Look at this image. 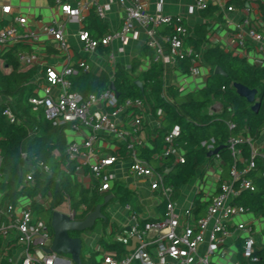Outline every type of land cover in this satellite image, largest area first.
<instances>
[{"label":"built area","instance_id":"built-area-1","mask_svg":"<svg viewBox=\"0 0 264 264\" xmlns=\"http://www.w3.org/2000/svg\"><path fill=\"white\" fill-rule=\"evenodd\" d=\"M118 1L125 3V0ZM222 1L194 0L191 12L204 11L210 4L222 6ZM55 3L68 21L76 23L83 21L82 12L90 5V3H81L72 6L63 0H55ZM95 5L99 18H104L107 7L97 3ZM227 10L232 11L234 7L227 6ZM0 13L10 15L11 6L0 4ZM242 13V25L238 26L237 32L230 35L226 52L243 58L245 50L250 45L255 46L258 52H264V34L260 31L264 23L261 18L255 17L254 9L248 4L243 6ZM134 22L146 31L147 46L153 51L150 57L152 63L179 64L190 60V67L184 68L182 77L173 85L180 95H186L205 86V78L209 75L210 68L203 66L201 51L193 44L187 43L190 32L183 16L152 14L146 10L142 0H132L125 7L123 24L119 30L108 32L99 38L94 37L88 30H80L78 40L82 53L89 55L96 52L100 46H108L117 40L125 41L132 32ZM26 23L25 16H15L7 25L0 27V55H6L19 44L36 46L39 43L40 36L37 32L20 29L24 28ZM165 27L168 33L160 34V29ZM46 33L54 39L55 48L65 54L66 63L60 68L53 65L44 66L45 76L38 79L39 87L36 95L31 97L29 102L35 109H43L45 117L55 127L65 131L68 139L65 149L66 164L72 166V171L88 169L92 178L91 190L104 197L112 194L113 197L109 202L113 204L109 206L114 207L117 202L112 189L117 178L111 172V168L127 160L129 174L147 180L148 188L154 198L152 207L161 209L164 206L162 213L150 215L143 214L131 203L125 204L124 209L128 213V218L118 222L119 228L116 232L109 225L106 237L113 238L107 241V244L119 245L124 252L122 251V254L107 252L97 242L93 245V254L97 263L249 264L258 262L255 228L243 218L252 211L236 202L243 191H255V184L249 174L256 169L257 157L264 161L263 148L257 147L256 140L250 136L248 130L245 129L228 139L233 165L227 179L220 182L222 169L220 166L216 169L212 166L216 162L220 164L219 155L216 154L212 164L207 161L200 167L193 181L191 200L186 205L180 206V192L166 180L170 165L184 164L186 160V150L181 144L179 126L175 125L163 134L161 147L152 155L154 164L140 156V152L145 148L154 149L152 144L146 146L138 137L144 125V116L148 113L153 114L151 106L141 98L120 100L110 87L87 95L73 91L72 78L81 72H91V66L84 58L74 63L70 61L71 51L65 39L63 23L54 21L46 28ZM16 56L22 69L36 67L40 61L35 50L18 51ZM258 61L254 60L253 65L257 66ZM147 69L148 66L145 70ZM165 97L168 101H172L169 95ZM3 102L9 104V100L4 101L0 96V105ZM156 114L158 122L162 124L164 113L161 109H157ZM210 114H213V111L210 110ZM4 115L11 123L16 121V114L10 105L5 107ZM228 127L233 130L236 124L229 122ZM99 135L108 140L106 147L111 149V152L106 155L100 154ZM117 142L123 146L124 152L115 147ZM215 143V140L211 139L209 142H203L202 146L208 151H213ZM245 146L250 147L251 150L248 160L244 158ZM21 154L23 158L26 157L25 151ZM2 165L3 155L0 150V178L3 176ZM31 169L32 171L27 174L29 182L33 181L36 169L45 176L50 174L49 167L42 163ZM262 177L264 178V171ZM210 178L216 180L218 183L216 187L210 186ZM63 195L64 202L70 205L69 211L64 213L71 220H82L92 212L89 204H80L75 208L69 196L66 193ZM2 197L0 193V202ZM34 200L43 204L41 196L35 199L22 196L16 204L6 201L0 206V263L10 261L7 252L16 248H10L14 243L22 248L20 264H76L63 255L46 252V249L52 245L53 235L47 222L34 211ZM234 234L239 237L241 244L230 248L227 246V241ZM133 238H137V242L134 249L128 252L127 248L132 245ZM229 250L238 254L237 262L232 263L226 259Z\"/></svg>","mask_w":264,"mask_h":264},{"label":"trees","instance_id":"trees-1","mask_svg":"<svg viewBox=\"0 0 264 264\" xmlns=\"http://www.w3.org/2000/svg\"><path fill=\"white\" fill-rule=\"evenodd\" d=\"M217 10V6L210 4L202 12V16L209 19ZM89 30L95 32L96 37H102L106 32L105 26L97 17L91 19ZM206 32L205 25L199 26L196 33L200 39L190 38L187 43L193 44L199 50L206 39ZM19 46L20 44L16 45L6 55H0V96L4 101L9 100V104L3 102L0 105V150L3 155L1 168L3 176L0 178V193L3 197L0 206L6 201L16 204L22 196L32 199L38 196L43 199L48 197L49 208H43L34 200L33 209L47 222L53 235L50 224L51 215L54 210H59L64 204V193L69 196L73 207L89 204L90 211H94L97 205L102 204L104 195L84 188L72 179L69 171L62 169L63 162L60 156L67 147L66 133L62 128L55 127L45 117L43 109H35L30 104L29 100L36 95V89L39 86V82L33 80L37 68L35 66L29 69L20 68L16 56L20 51ZM203 62L210 68L205 86L183 96L174 86H170L168 95L172 101H168L163 95V68L157 64H153L151 68L136 76L137 64L134 65L131 73L117 66L112 77L105 72L99 75L81 72L72 78V90L87 95L103 91L114 83L120 100L141 98L151 106L155 116H157V109H161L164 113L163 128L153 141L154 149L145 148L140 152V156L153 164L152 155L161 147L163 134L173 126H179L181 144L186 150V160L184 164L170 165L168 170L171 169V171L166 174L167 183L173 185L176 190L192 181L200 167L207 161L213 163L216 156L209 158V151L202 146V143L214 139L215 149L219 148L217 155H219V166L222 169L221 182L227 179L233 165V158L228 149V139L242 133L245 129L254 140H257L264 132V67L251 65L246 59L235 57L219 46L206 50L203 54ZM180 65L188 69L190 60L180 62ZM216 67H220L226 76L216 74ZM136 80L143 83V90L138 87ZM234 83L256 89L261 101L260 108L253 110V103H249L237 94L233 88ZM216 101L221 104V111L213 114L206 112V109ZM7 105H10L16 114L14 123H11L4 115ZM229 122H234L236 128L230 130ZM31 133L32 136H30ZM26 142H28L25 148L26 157L23 158L21 153ZM262 148L264 151V143ZM250 155V147L245 146L244 158L248 160ZM38 163L48 166L51 176H45L36 169L33 181H27V174L32 171L31 167H36ZM263 171L264 161L257 157L256 169L249 174L255 184V191H243L236 202L255 215L264 217ZM115 190L122 199V204L131 201L132 192L128 188L117 183ZM162 207L161 210L164 211V206ZM106 223L107 221L105 225ZM71 236L79 237L80 234L73 233ZM257 256L259 261L249 264H264V247L257 252ZM82 262L98 264L95 254L89 258L82 256Z\"/></svg>","mask_w":264,"mask_h":264},{"label":"crops","instance_id":"crops-1","mask_svg":"<svg viewBox=\"0 0 264 264\" xmlns=\"http://www.w3.org/2000/svg\"><path fill=\"white\" fill-rule=\"evenodd\" d=\"M63 1L70 3L72 6H77L81 3H90V5H88L82 12L83 21L81 23L68 21L60 7L56 5L55 0H0L1 5L11 6L10 15H4L0 13V27L7 25L15 16H25L27 18V23L24 28L20 29L35 31L40 36V41L36 46H31V44H20L19 46L20 51L30 52L32 50H35L39 56L40 61L36 66L37 73L33 78L35 82H38L39 78L45 76V65H53L57 68H60L66 63L65 54L55 48L54 39L46 33V28L50 26L54 21L64 24L65 39L71 51L70 61L74 63L77 60L84 58L91 66V73L95 75H99L105 72L112 77L117 66L131 73L132 68L137 64L138 68L135 72L136 76L139 75L142 71H145V68L147 66L149 69L154 64L150 61V57L153 54V51L147 46L146 31L143 27L135 22L132 24V32L128 35L125 41L117 40L111 42L108 46H100L96 52L89 55H85L81 51L80 43L78 40V32L82 29H85L88 30L94 37H96L95 32H91L89 30L91 19L93 17H97L106 28V32L102 36H104L108 32L121 29L124 19L125 7L129 5L132 0H125V3H120L118 0ZM93 1L97 4L107 7L104 18L101 19L97 15V8ZM142 3L144 4L146 10L152 14H171L183 16L184 22L189 28L190 32L188 39L197 38V40H199L200 38L197 37L196 30L199 26L205 25L207 31L206 39L199 48L202 53V58L206 50L211 47L219 46L226 51V45L229 43L228 41L230 35L237 32L239 29L238 26L242 25L243 6L247 4L252 6V8L254 9L255 17L257 19L261 18L264 23V0H223L222 6L212 4L214 6H217L218 10L214 14V16L209 19L203 18V11L191 12V7L194 5V0H142ZM231 5L234 7V10L228 11L227 6ZM260 31H262L264 34V27L261 28ZM166 33H168V29L166 27L160 29V34ZM165 48L166 47L164 46V49ZM244 53L245 55L243 58H245L249 64L253 65L254 60H259L257 66H264V52H258L255 46L250 45ZM165 54H167L166 49ZM239 58L242 57L239 56ZM149 61L151 62L150 65ZM157 65H160L163 68L162 70L165 92L164 95L168 96V88L170 86H173L175 82L178 81L180 77H182L185 69L180 65V63H158ZM203 66L208 67L205 63L203 64ZM29 68L31 67H27L24 69ZM208 76L205 78V83ZM221 108L218 112L221 111ZM158 121V117L153 115L152 113H148L144 116V125L138 137L146 146H149L151 144L153 145L154 139L159 136V131L163 128V123L160 124V122ZM32 135L33 134L31 133L30 136ZM102 138L104 139V141H102ZM107 141L108 140L105 137L99 135L101 155H106L111 152V149H108L106 147ZM262 142L264 143V134L261 136V138L256 140V144L258 145L257 147L262 148ZM27 145L28 142L23 145V151H25ZM115 145V147L119 149V151L124 152V148L119 142H117ZM60 159L63 162L62 169L69 171L73 180L80 183L84 188L91 189L90 185L92 184V178L91 173L88 169L83 168L76 171L74 170L75 172L72 171V166L66 164L65 151L60 156ZM111 172L117 178L112 189V193L116 195L115 202H117V205H115L114 207H108L110 204H113L111 202H108V204L103 207V212L106 216L108 214H111V219H113L114 221L108 222V216L106 225L102 220L97 221L98 228L96 229V231H94L95 233H93V236H95V238L93 239V244L95 245L97 242H99V244L105 251L110 253L122 254L121 246L107 244V241L112 240L113 238H106L109 230V225H111L116 232L119 228L117 226L118 222H121L128 218V213L124 209L125 204H122V199L116 193L115 185L117 183L121 184L132 192V199L128 203L133 204L143 214L153 215L162 213V210L159 209V207L157 209H154L152 207V205L154 204V198L148 188L147 180L136 178L129 174L127 160L115 164V166L111 168ZM46 176L51 175L49 174ZM193 181L194 179L188 184L179 187L178 191L180 192L181 196L179 200L180 206L186 205L191 200ZM209 183L211 184L210 186L212 188L216 187V185L218 184L216 183V180H214V178H210ZM42 201L43 204L40 203V205L43 208H49V198L46 197ZM105 209L108 210L107 213ZM243 218L248 221L249 224H252L254 226L256 231V248L258 251H260L264 247V217L262 215H255L252 212L244 216ZM90 230L92 231L93 229ZM83 233H80L81 237ZM227 243V246L232 248L239 246L241 244V241L239 237L234 234L229 237ZM106 245H109L110 247L108 248ZM12 247L16 248H13L9 252H7V256L10 257V261H3L0 264H20L22 248L14 243L11 244L10 248ZM226 259H228L229 262L235 263L233 262V259L239 260V256L234 251L229 250V254Z\"/></svg>","mask_w":264,"mask_h":264},{"label":"water","instance_id":"water-1","mask_svg":"<svg viewBox=\"0 0 264 264\" xmlns=\"http://www.w3.org/2000/svg\"><path fill=\"white\" fill-rule=\"evenodd\" d=\"M215 73L226 76V73L220 68H215ZM138 87L143 90V83L140 80H136ZM110 88L116 93L119 97L114 83L110 84ZM233 88L237 94L245 98L249 103H253L252 109L257 110L261 106V101L256 100L258 91L256 89H250L247 86L241 83H234ZM219 151V148L209 151L208 157L216 155ZM171 169L167 170V172ZM113 196L107 195L104 198V202L95 207L94 211L89 213L82 220H71V218L64 212L55 210L52 212L50 224L53 231V240L50 248L46 249L47 253H57L60 255H69L70 259L76 264H83L82 262V248L83 240L82 237H72L73 233H83L87 230L93 229L97 221L102 220L103 222L107 221V216L103 212V207L108 204ZM137 238L132 239V245L127 248V251L130 252L134 249Z\"/></svg>","mask_w":264,"mask_h":264},{"label":"rangeland","instance_id":"rangeland-1","mask_svg":"<svg viewBox=\"0 0 264 264\" xmlns=\"http://www.w3.org/2000/svg\"><path fill=\"white\" fill-rule=\"evenodd\" d=\"M257 100H259V95L257 96ZM220 108H221L220 107V103L216 101V102H214L212 104V106H210L209 108L206 109V112L209 113L210 110H211V111H213V113H217L220 110ZM263 134H264V132L260 135L259 138H261V136ZM212 166H213L214 169H216V168L219 167V164H218V162H216V163H213ZM108 207H110V206H108ZM69 209H70V205L68 203H64V204H62L60 206L59 211H61V212H68ZM105 211L107 213L108 210L105 209ZM107 216H108V222H110L111 221V214H108ZM97 224H98V222L96 223L95 228H93L92 231L91 230L86 231L82 235V238H83L82 239L83 240L82 256L84 258H89L93 254V245H94L93 244V239L95 238V236H93V233H95L94 231H96V229L98 228ZM63 256L70 259V256L69 255H63ZM233 260H234L233 262H236L237 261L236 259H233ZM14 262H15V260H14Z\"/></svg>","mask_w":264,"mask_h":264},{"label":"snow or ice","instance_id":"snow-or-ice-1","mask_svg":"<svg viewBox=\"0 0 264 264\" xmlns=\"http://www.w3.org/2000/svg\"><path fill=\"white\" fill-rule=\"evenodd\" d=\"M6 11H7V9H6Z\"/></svg>","mask_w":264,"mask_h":264}]
</instances>
